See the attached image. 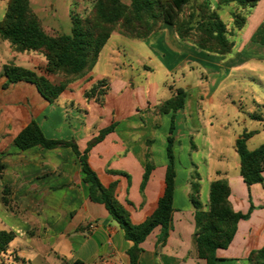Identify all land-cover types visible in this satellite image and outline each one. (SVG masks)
Masks as SVG:
<instances>
[{
    "label": "crops",
    "instance_id": "crops-1",
    "mask_svg": "<svg viewBox=\"0 0 264 264\" xmlns=\"http://www.w3.org/2000/svg\"><path fill=\"white\" fill-rule=\"evenodd\" d=\"M6 6L7 1L0 0L2 12H6ZM263 22L261 0L235 38L233 51L225 56L179 42L170 26L164 27L156 40L163 46H107L113 34L94 70L78 81L53 75L38 54L14 53L0 36V72L5 65L20 66L65 88L60 98L50 103L35 85L18 82L5 87L8 79L0 75V231L15 235L8 251L0 255V264H130L127 250L132 243L125 240L105 205L90 199V184L83 180L82 165L73 149L36 146L21 150L15 139L35 121L46 138L75 141L84 152L91 139L117 122L116 130L92 149L89 163L105 187L118 182L119 200L129 210L132 222L140 224L157 208L166 187L172 114H157L155 108L174 97L178 89L185 90L187 97L184 108L175 116L174 154L184 138L190 142V159L187 167L176 165L173 227L167 243L158 253L162 230L156 228L142 244L140 264H205L198 257L190 196L192 184L199 183L200 200L207 209L211 183L218 179L229 182L235 211L247 214L254 206L249 219L240 221L229 248L219 251V264H250V253L264 246V184L250 188L245 184L235 144L242 135L254 133L247 141L253 150L250 143L261 135L260 126L264 124V46L252 41ZM138 50L144 55L137 63L134 55ZM157 66L165 74L160 82L151 78ZM195 68L206 72L199 74L205 83L197 87L198 93L187 83ZM141 69L146 79L139 82L136 76ZM105 78L109 79L110 91L104 105L86 100L85 92ZM242 87L245 92L250 90L248 97L253 87L261 89L256 99L251 97L255 106L236 107L234 122L240 129L224 131V124L218 129L215 122L222 121L226 111L220 102L225 103L228 97L221 93L229 89L230 96L240 94ZM193 152L201 154L199 161L192 159ZM146 154L155 169L142 195ZM200 164L206 166V176L195 172ZM111 171L126 173L130 180ZM5 186H11V199L22 211L18 216L3 203Z\"/></svg>",
    "mask_w": 264,
    "mask_h": 264
},
{
    "label": "trees",
    "instance_id": "trees-1",
    "mask_svg": "<svg viewBox=\"0 0 264 264\" xmlns=\"http://www.w3.org/2000/svg\"><path fill=\"white\" fill-rule=\"evenodd\" d=\"M7 1L5 15L0 21L1 40L9 43L16 54H38L46 60L49 71L62 79L78 81L92 72L96 67L100 54L112 35L118 33L128 39L140 42L156 40L164 27H173L179 42L189 43L208 54L225 56L235 46V38L243 30L251 11L261 0H217V9L212 10L209 3L204 2L192 8L194 0H93L89 11L83 16L72 14L71 35L49 33L42 20L34 12L30 0ZM232 22L222 20L218 10L231 6ZM252 41L264 46V22L255 32ZM8 81L5 87L18 82H28L36 86L39 93L50 103H55L65 88L54 86L40 77L35 71L15 65H5L3 74ZM110 91L109 79L105 78L89 88L84 97L104 105L105 97ZM187 93L178 89L176 95L155 108L157 114H172L170 136L168 137V166L165 179V191L159 199L154 212L142 223L134 224L131 214L119 200L118 182L105 187L98 174L89 163L92 149L101 143L107 135L116 130L117 122L101 130L99 135L88 142L81 152L75 141L50 140L42 129L32 121L15 139L21 150L36 146L46 149L70 147L82 165L84 182L90 184V199L105 205L112 219L123 231L126 241L132 243L127 250L130 264H140L143 253L142 244L160 227L158 253L167 243L173 227L174 191L176 157L174 154L173 137L175 116L185 105ZM258 119L256 115L252 116ZM254 133L241 136L235 144L240 158V175L250 188L256 184H264V144L250 150L247 141ZM146 168L141 184L143 195L155 165L151 156L146 154ZM130 180L123 172L111 171ZM3 175V164L0 161V178ZM199 180V175L197 179ZM200 184H192L191 202L195 209L196 247L198 257L205 264H219L220 250H226L232 244L240 221L249 219L254 210L243 214L234 210L230 196L232 193L226 179H218L211 183L208 208L200 200ZM2 200L6 208L14 215L21 214L17 204L11 199V186H5ZM12 232L0 231V255L6 253L14 241ZM250 264H264V246L253 250L248 258Z\"/></svg>",
    "mask_w": 264,
    "mask_h": 264
},
{
    "label": "rangeland",
    "instance_id": "rangeland-1",
    "mask_svg": "<svg viewBox=\"0 0 264 264\" xmlns=\"http://www.w3.org/2000/svg\"><path fill=\"white\" fill-rule=\"evenodd\" d=\"M31 1V6L34 10V12L39 16V18L42 20L44 27L49 33H61V34H66V35H71L72 33V19L71 16L72 14L77 15V16H83L85 15L89 9L91 8L93 4V0H30ZM127 1V0H125ZM204 2L209 3V6L211 7L212 10L216 9L217 6V0H194L192 3V8L199 5L203 4ZM234 5L231 6H224L222 7L221 11H219V14L222 18V20L226 23H230L231 20V13H232V8ZM2 15H5V12L0 10V21H2ZM4 17V16H3ZM159 38V37H158ZM157 38V39H158ZM156 39V40H157ZM149 41L150 43L147 42H140L136 40H131L128 39L118 33H115L108 43L107 46H163L162 42L159 41ZM6 46L9 43H5ZM151 44V45H150ZM144 53L136 51L135 52V59L134 61H142L143 58L141 59V56H143ZM168 63H171V60L168 61ZM189 65V62L188 64ZM198 68H195L196 73L190 75L188 78L187 83L190 86H195V90L193 91L194 93H198V86L202 85V82L205 83V81L200 79L201 73L206 74V72H201L197 71ZM142 70V71H141ZM139 72V75L136 76V78H139L138 81L146 79L144 76L146 73L143 69H141ZM3 73L0 72V75ZM164 73L160 67L157 66L156 70L152 74V81L155 82H160L161 79L164 77ZM211 77V76H210ZM174 78V76L172 77ZM145 84V83H144ZM246 87V86H245ZM245 87L243 88V91L240 92V94L234 92L230 96V91L229 89H226L225 92L221 93V96H225L224 94L228 95L227 100L225 103H221V107L226 109L225 115L223 116V120L220 122H215L216 127L219 129L221 128L219 125L224 124L225 127L224 131H235L237 129H240L241 127H238L236 122H234V116L237 113L235 111L236 107L243 105L244 108H246V105L248 107H253L255 104L253 103L251 97H254L256 99V95L260 93L257 90H261L260 88L257 89L256 87H253L251 97H248L247 94L250 92V90H247L245 92ZM211 90V89H210ZM264 91V88H262ZM223 94V95H222ZM261 94H264L261 93ZM242 101V102H241ZM262 109V108H261ZM228 122H230L232 125H228ZM240 126H243L241 122H239ZM260 131L261 135L256 137L253 141L250 143V147L253 148V150L257 149L259 146L264 144V124L260 126ZM243 136V135H242ZM190 144L189 140L182 139L181 145L177 148L176 150V155L178 158V161H176V165L180 168L187 167V162L189 161V152L187 153L189 146L187 145ZM175 155V156H176ZM201 155V154H200ZM199 154L193 152L192 159L199 161L201 159V156ZM231 168H233V160H231ZM195 172L201 173L204 176H206L207 173V168L203 164H200L199 171L195 170ZM196 174V173H195Z\"/></svg>",
    "mask_w": 264,
    "mask_h": 264
}]
</instances>
